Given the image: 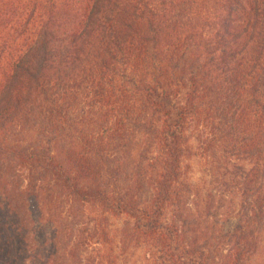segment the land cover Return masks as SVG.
Instances as JSON below:
<instances>
[{
	"label": "trees",
	"instance_id": "16d2710c",
	"mask_svg": "<svg viewBox=\"0 0 264 264\" xmlns=\"http://www.w3.org/2000/svg\"><path fill=\"white\" fill-rule=\"evenodd\" d=\"M199 153L225 183L193 184ZM263 241L264 0H0V264H254Z\"/></svg>",
	"mask_w": 264,
	"mask_h": 264
},
{
	"label": "rangeland",
	"instance_id": "374dc122",
	"mask_svg": "<svg viewBox=\"0 0 264 264\" xmlns=\"http://www.w3.org/2000/svg\"><path fill=\"white\" fill-rule=\"evenodd\" d=\"M201 128H197L195 126H191L189 129V135L191 138V141L193 145L196 147V149L202 150V147L205 146L202 143L206 140V135L203 131L200 130ZM205 131V130H204ZM199 152V151H198ZM197 152V153H198ZM218 155H215L213 157H208L206 155H203L199 153L198 157L196 158L197 164H199V168L196 167L195 173L192 175V182L193 184H198V183H210L211 186L209 187H215L219 182L225 183L229 175L227 172L223 169L225 167V157H222L221 153H217ZM195 162V164H196ZM205 193V192H204ZM191 202V205L194 204L197 201V198H192L190 197L189 200ZM227 203H225L222 208L219 209V215L218 217L215 216H206V218H202L201 220H196L194 228H208L211 225L214 224L215 221L219 220L220 214L223 212L224 209L227 208ZM205 212V211H204ZM216 210L212 209L211 213H215ZM237 223V219L234 218L229 221V223L226 225L227 229L233 228ZM260 255L256 257L255 263L257 264L261 262V259L264 260V241H263V246ZM126 261L128 264H140L137 260L132 259L130 256V253L127 254V257H125Z\"/></svg>",
	"mask_w": 264,
	"mask_h": 264
}]
</instances>
